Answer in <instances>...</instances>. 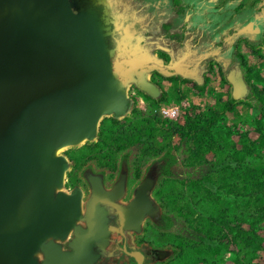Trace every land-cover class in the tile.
I'll use <instances>...</instances> for the list:
<instances>
[{
    "label": "water",
    "instance_id": "1",
    "mask_svg": "<svg viewBox=\"0 0 264 264\" xmlns=\"http://www.w3.org/2000/svg\"><path fill=\"white\" fill-rule=\"evenodd\" d=\"M105 35L97 15L74 11L71 0H0V264H38L40 252L52 264H71L96 239L88 218L97 210L105 231L100 204L116 210L124 235L127 213L115 202L122 181L105 193L100 178L89 177L83 230L81 191L62 190L67 160L57 152L93 140L104 118L122 117L130 83L157 99L160 90L145 80L146 71L173 73L163 63L121 67ZM228 82L233 99L247 95L238 71ZM70 233L71 252L63 253L56 241ZM123 252L143 264L138 253Z\"/></svg>",
    "mask_w": 264,
    "mask_h": 264
},
{
    "label": "rangeland",
    "instance_id": "2",
    "mask_svg": "<svg viewBox=\"0 0 264 264\" xmlns=\"http://www.w3.org/2000/svg\"><path fill=\"white\" fill-rule=\"evenodd\" d=\"M71 5L77 12L74 4ZM258 27L256 39L245 43L241 39L237 41L241 43L236 46L243 56L244 68L238 60H234L231 49L222 56L220 66L210 60L213 67L207 68L201 85L175 74L162 76L177 81L159 82L161 87L158 98L167 94L169 101L160 107L151 106L144 98L141 102L136 96L130 97L128 111L118 119L112 118L120 122L123 134L128 132L129 135L130 129L140 126L155 130L150 136L147 131L142 133L140 144L128 146L129 141L123 140V136L121 140L114 136V141L108 139L95 145L97 131L93 140L59 150L57 156L67 160L62 190L69 192V188L73 190L74 182H81L91 176L102 178L101 176L108 175L110 185L122 180L124 183L128 181L129 186L135 184L132 176H145L154 184L153 192L157 188V179L162 174L163 165L170 171L168 179L172 181L202 179L204 174L211 171V165L218 166L214 169L212 184H204L209 195L192 194L190 189L174 183H166L161 190V198L165 206L168 205L166 208L170 213L168 223L173 233L178 234L167 236L169 244L173 248L177 246L179 250L176 264H264V215L257 221L256 207L245 205L241 198L219 190L216 183L222 177L221 170L226 166H233L232 154L241 152L246 147L252 150L256 147L254 144L259 135L264 133V22ZM247 44H253L257 50H261L262 57L252 53ZM225 62L227 65L222 64ZM247 70L252 73H247ZM232 71H238L242 75L248 90L247 95L239 100L232 98V87L228 82ZM252 86L258 89L261 97L253 95ZM139 95L143 97L142 94ZM176 98L179 101L175 102ZM173 107L180 110L177 119L164 118L159 114L160 109ZM208 111L217 113L212 137L221 151L209 152L205 155V161L209 164L192 169L187 167L188 151L185 145L180 144L173 132L177 126L183 125L186 115L193 119L195 114L207 115ZM123 146L126 147L124 151L117 153ZM261 163H264V150L252 151L243 161L244 165ZM109 176H112L111 181ZM173 203L182 204L191 228L174 212ZM212 217L216 222H210ZM221 217H226V220L221 222ZM206 233L213 240L206 237ZM165 241V238L162 239V242Z\"/></svg>",
    "mask_w": 264,
    "mask_h": 264
},
{
    "label": "crops",
    "instance_id": "3",
    "mask_svg": "<svg viewBox=\"0 0 264 264\" xmlns=\"http://www.w3.org/2000/svg\"><path fill=\"white\" fill-rule=\"evenodd\" d=\"M76 3L80 11L90 10L97 15L105 29L107 48L119 63L122 62L121 67L128 69L131 65L163 63L161 55L164 54L166 65L171 68L169 73L191 79L198 85L203 83L208 61L220 66L222 56L233 50L236 44H241L237 42L239 39L244 43L256 39L258 26L264 22V0H76ZM222 64L227 65V62ZM144 76L149 82L152 77L155 82L162 81V74L156 71H146ZM139 93L130 83L128 98L136 96L142 100ZM88 179H83L88 187L87 194L75 187L81 191V219L77 225L83 230L89 228L83 218L88 214L87 205L92 198ZM100 181L104 192H111L114 185L102 178ZM122 183L115 202L127 213L124 229L127 248L144 256L145 264L164 263L172 251L169 241L162 242L168 234L158 224L162 222V210L151 198L154 184L143 176L134 184L132 197L126 202L127 182ZM105 206L100 204L97 207L106 212L105 231H101L102 223L97 221L101 212L96 209L88 218L94 224L90 226V234L96 239L86 253L71 264H134L123 254L119 232L111 224L113 217H107ZM148 221L158 229L157 240L144 244L138 242V238L143 235ZM99 231L105 235L104 239H100ZM72 239L70 233L64 241H56L61 252H71ZM36 259L38 264H52L41 252L36 254Z\"/></svg>",
    "mask_w": 264,
    "mask_h": 264
},
{
    "label": "trees",
    "instance_id": "4",
    "mask_svg": "<svg viewBox=\"0 0 264 264\" xmlns=\"http://www.w3.org/2000/svg\"><path fill=\"white\" fill-rule=\"evenodd\" d=\"M247 47L252 53L259 54V56L262 57L260 52L261 50H257L255 48V45L247 44ZM233 57L234 60H238L241 63L243 68L245 67L243 56L240 54V52H238L237 46H235L233 49ZM208 63V67L212 69L213 62L209 61ZM247 73L251 74L252 72L251 70H247ZM162 81L172 83L177 80L162 78ZM151 83L160 89V84L154 82L153 78L151 79ZM251 89L253 95H255L256 98L261 97L262 94L259 93L256 87L252 86ZM139 92L140 94H142L143 98L155 108L169 102L167 94H162L160 98L156 100L151 99L141 91ZM177 101L179 100L176 98L175 102ZM229 107L230 109H232V106ZM216 115L217 113L213 111H208L207 115L195 114L193 119L190 117V115H186L183 125L177 126L176 129H174L173 133L178 137L180 144H184L188 151L186 157L187 167L194 169L196 167H202L204 164L207 165L209 163L205 161V155H207L209 152H215V150H218L219 152L221 151V148L217 144H215L212 137V130L216 122ZM122 130L123 128L121 127L120 122L114 120L112 117L104 118L100 123L97 134V142L95 143V145H100L106 142L108 139H113L114 141V136H118L121 140L123 136V140L126 139L127 141H129L128 146H131L130 144L133 143L140 144L142 133H145L147 131L148 135L150 136V133L155 132V130L152 129H143V126H140L137 129H130L129 135L127 134L128 132H125V134H123ZM254 145L256 147H254L252 150H250L249 147H246L241 152H234L232 154L233 166H226L225 168H223L221 170L222 177L216 183L218 184L219 190H223L227 194L233 195L235 198H241L243 204L245 205L248 204L249 206L256 207L257 221H259L264 215V163H261L259 165H244L243 161L246 155L251 154L252 151L264 150V133H261V135H259L258 141ZM125 148V146L119 148L117 150V153L124 151ZM217 167L218 166L211 165V171L209 170L206 174H204L202 179H198L195 181L189 179H185L183 181H172L168 179L171 174L168 168L166 169L164 165L161 166L162 174L157 179V188L153 190L152 195L155 202L162 210L163 221H170L168 218L170 213L166 208L168 205L165 206L164 200L163 198H161V190L165 188V184L174 183L177 185H181L182 187L190 189L191 193L195 195H200L202 193H205V195H209L210 192L207 187L204 186V184H212V175L214 169H216ZM109 179V181H111L112 176H109ZM173 208L174 212L179 217H181L186 224L189 225L188 227L191 228L192 226L189 217H187V215L185 214L182 204L173 203ZM219 220L221 222L225 221L226 217H221ZM214 221L216 222L213 217L210 218V222ZM205 235L209 238V235L207 233ZM252 236L255 235L252 234ZM209 239L213 240L212 237H210Z\"/></svg>",
    "mask_w": 264,
    "mask_h": 264
},
{
    "label": "flooded vegetation",
    "instance_id": "5",
    "mask_svg": "<svg viewBox=\"0 0 264 264\" xmlns=\"http://www.w3.org/2000/svg\"><path fill=\"white\" fill-rule=\"evenodd\" d=\"M71 3H73L75 6H76V9L77 10H80L78 7H77V3H76V0H71ZM161 57L163 58V64L164 65H166V63H167V61L165 60V58L166 57H164V54L163 55H161ZM209 62V61H208ZM215 63V62H214ZM153 79H154V77H152ZM155 82V81H154ZM160 81H158L157 83H159ZM102 177V180H104V181H107L108 180V175H103V176H101ZM132 178L134 179V182L136 183L137 181H139V179H141L142 177H140V178H138V179H136V177H134V176H132ZM146 178V177H145ZM132 179V180H133ZM128 180H129V178H128ZM72 182V181H71ZM79 181H76V182H74L75 184L76 183H78ZM128 182V181H127ZM67 183H69V181L67 180ZM73 184V183H72ZM75 184H74V186H73V188H75V187H78V188H80L85 194H87L88 193V187L86 186V184H85V182H83V179L81 180V182H79L76 186H75ZM130 184L129 183H127V193H126V197H125V201L127 202V201H129L130 199H131V197H132V188H133V186H135V185H132V186H129ZM69 190H71V188H69ZM151 198L154 200V198H153V195H152V192H151ZM124 201V202H125ZM157 204V203H156ZM105 209L107 210V217H113V219H114V222L113 223H111V224H113V225H115V227H116V229L118 230L119 229V223H118V216H117V214H116V210L115 209H113V208H111V207H109L108 205L107 206H105ZM162 219V218H161ZM162 223L164 224V225H162ZM159 225H161L162 226V229H164V230H166V234H168V235H170L171 237L172 236H178V234H175V233H173V230L171 229V227H170V224L168 223V222H166V221H163V219H162V222H159L158 223ZM155 224L154 223H151V221H148L147 223H145V229H144V233H143V235L141 236V237H139L138 238V242H141V243H148V241H149V243H153V242H156V240H157V237H156V235H157V227H155L154 226ZM118 232H119V230H118ZM119 234V233H118ZM174 234V235H173ZM167 235V236H168ZM120 239H121V250H122V252H123V247H125L126 248V251L127 252H132V251H130L128 248H127V244H126V239H125V236L123 235V236H121L120 234H119V236H118ZM166 239V241L165 242H167L168 241V239L167 238H165ZM175 240H177V238H175ZM169 246V248H170V250L172 251V253H171V255H170V258L168 259V260H166L164 263H162V264H176V262L178 261V249H177V246L175 247L174 246V248H173V246H172V244L171 245H168ZM164 248V247H163ZM135 253H138V252H135ZM123 254L125 255V256H127V257H129L130 259H131V261L134 263V264H136V262H135V260L133 259V258H131L130 256H128L127 254H125L124 252H123ZM139 254V253H138ZM142 258H143V264H145V259H144V256H142L141 254H139Z\"/></svg>",
    "mask_w": 264,
    "mask_h": 264
},
{
    "label": "built area",
    "instance_id": "6",
    "mask_svg": "<svg viewBox=\"0 0 264 264\" xmlns=\"http://www.w3.org/2000/svg\"><path fill=\"white\" fill-rule=\"evenodd\" d=\"M129 95V94H128ZM142 102V100H140ZM179 108L173 107V108H162L159 111V114L168 119H177L179 116Z\"/></svg>",
    "mask_w": 264,
    "mask_h": 264
}]
</instances>
